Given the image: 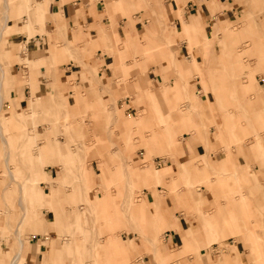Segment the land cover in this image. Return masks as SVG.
I'll list each match as a JSON object with an SVG mask.
<instances>
[{
    "label": "rangeland",
    "instance_id": "obj_1",
    "mask_svg": "<svg viewBox=\"0 0 264 264\" xmlns=\"http://www.w3.org/2000/svg\"><path fill=\"white\" fill-rule=\"evenodd\" d=\"M127 1L134 2V0L110 1L113 9L120 16H125L127 21L131 22L133 26V34L126 27L127 34L121 36L123 37L122 40L118 41L113 37V49H110L111 52L126 49L132 53V50L136 49V52H134L135 55L132 53L125 56L133 65L125 66L116 74L113 72V75L117 76V85H122L120 88L121 92L116 97L123 100V97L126 95H132L131 99L134 101H131L129 105L134 108L131 111L125 110L126 104L122 103V110L125 115H130V113L134 112H138V116H141L142 113L151 117L157 115L156 122L153 125L148 124L143 119H139L136 122L135 117L126 120L122 118V121L120 119L114 120L109 108L98 107L94 99L92 100L93 102L89 101L85 95L76 102L77 104L74 107L67 106V104L65 105L64 102L57 98L55 100V97L49 96L47 100L49 102L48 104L42 102L45 103L43 107L49 105V108H43L41 110V112L45 111L44 113H46L47 117L42 113L39 114L40 116L38 114L36 115L38 118L36 116V118L34 117L35 124L37 122L40 123V126L44 129L37 126L42 133L30 144L31 151L29 154L40 150L41 146L39 144L48 146L49 140L52 142L55 136L69 137V140L66 139V141L70 146V150H77V152L81 150L82 157L77 160L76 164L83 168L84 174L87 177L78 176L76 165L73 163H65L62 165L60 159H55V162L59 164L57 166L58 172L63 176V180L65 181L61 185L59 184L58 189H53V183L48 181L49 186L52 185V187H49L45 191V197L48 196L46 198L52 199L51 197L55 193L67 187L70 191L69 194L73 196V200L71 201L72 198L67 193V199H63L66 202L58 209L61 212L63 211L59 219L53 217L51 211L40 202L34 204L29 203V205L25 204L26 211L32 213L37 207L42 206L44 215L47 218L44 221L46 225L44 229L45 238L47 241L51 239V230L48 223L52 222L55 229L52 235L56 237L53 240L58 245L65 239L73 238V222L71 221L73 218V209L75 208L81 212H86L87 218L82 221V226L85 229L83 228L82 232L78 230L74 237L76 236V241H85L89 247L95 244L97 251L95 256L89 255L86 257L84 264H195L193 261L180 262L183 257H179L187 254L186 256L191 255L192 259L194 254H197L198 250L195 249L197 236L198 242H202L201 246L208 249L206 250L207 255L205 260L207 264L238 263V257L233 258L231 256L233 252H236L237 256V247L232 246V250H225L227 242L231 241V239L238 241L240 238L247 240L245 233L249 230L248 228L243 229L242 225L251 216L254 217V220L258 224H264L262 219H260L263 216L260 208L263 200L261 199L260 202H257L256 197L252 200L251 198L246 199L243 196L247 189L250 194L254 193L255 190L252 189L254 182L264 183V165L262 159L257 158L258 156H256V148L254 145V139L258 134L261 136L262 143L264 144V102H262L264 98L261 97L260 85L257 82L258 80L261 84H264V0H222L228 5V7L225 6L230 9L226 10L224 6L219 7L215 5V7L211 5L213 14L209 18L211 24L208 23L206 26L208 33L206 32L205 23L203 27L194 29L193 26L196 23L193 24L194 22L192 21L190 27L186 24L185 30L177 31L174 36L167 35L171 26L174 29L179 27V23H175L173 20V13H171L170 19H167L166 15L163 18H159L156 14V11L166 4L168 0H135L136 3L133 6L129 4L127 6ZM186 1L184 0L183 7L179 6L181 11L183 13L185 11L186 16H188L189 10L186 8ZM151 3L153 4V7L151 6L153 11L149 6H146ZM34 4L35 0H7L8 6L5 11L4 6H2L3 12L0 22L2 33L0 40L2 43H6H4L5 46L2 45L0 48V59L6 58L12 52L11 49H7L9 43L5 39L4 34L12 32V27L15 24H8L6 19L13 17L18 21L22 14H26V22L28 23L32 19L35 11ZM231 10L236 12H232ZM174 13L180 18L176 9ZM185 13L183 15L184 19L186 18ZM219 15H225V17ZM137 20V27H135L134 23ZM190 20L192 19L190 18ZM227 26H230V28L228 29ZM189 32L192 34L190 35L191 37L189 36ZM193 36H197L198 38H194ZM180 40H185L186 47L189 48L191 56L187 60L181 59L179 63H176L173 58L175 51L179 52L178 47L181 43L178 41ZM105 46L106 43H104L103 47ZM193 48L199 54L198 64L202 65L203 70L196 64ZM206 48H209V50L206 51ZM103 50L109 52L106 48ZM92 53L93 51L86 54L92 55ZM134 58H137L138 60L136 61L139 62L134 63ZM166 59H170L172 64L171 69L175 71V73L166 72V79H170L171 76L176 82L183 81L187 84L185 87V95L183 96L179 92L178 99L175 97L173 100H170L169 97H165L168 89H174L172 86L170 88L165 87V91L162 89V92H160V86L158 87L155 84V80L158 79L157 76L162 73L160 63L158 62L165 61ZM210 63L212 65L213 63H217V65L211 67ZM189 67L193 68V72H187V75H184V70L189 71ZM93 71L96 72V68ZM118 74L120 75L118 76ZM195 75L199 77V81L197 82L196 80L198 78ZM131 78L137 80L139 85L133 88L125 85ZM190 78L193 79V88L189 84L191 83ZM20 83H23V81ZM206 84L209 85L207 86ZM140 85L157 91L155 92L157 95L156 104L152 101L153 92H148L150 97L146 94L145 89L140 88ZM63 86L64 84H61L58 90H67L71 85ZM232 88H236L237 93L232 92ZM207 90L210 91L207 92ZM249 91L253 93L252 96L247 94ZM206 94L209 98H212L214 95L219 106L215 102L211 104L210 108L202 111L209 103L201 106V99L198 97L206 96ZM9 95V92L4 93L0 99L1 109H3L1 110L2 113L7 108L4 100L11 98ZM194 98L197 100L195 101ZM243 100H245L246 104L244 102L240 103ZM33 101H36V99H33ZM261 102L263 105H261ZM194 103L196 104L194 105ZM245 105L247 106L246 108ZM37 106L38 104H32L28 97L25 109L21 107L20 110L36 109ZM238 106L242 108L241 114L239 115L237 114L239 112ZM161 107L164 110L168 109V111L173 113V116L177 114L184 115L185 113L186 118L179 120L163 118L158 113V110L161 112ZM198 109L202 111L201 115L203 112L204 115L205 113L212 114L216 112L222 116L223 121L221 122L222 129L220 132H217L218 129L214 123H212V126L216 131L215 141L223 145L224 150L221 151L223 155L219 156L218 161L212 160L207 153H201L198 155L199 157H195L200 159L199 164L202 169V174L199 175L201 178L197 184L191 182V175H189V173L197 175L195 169H193V166L190 168L185 167L184 164L180 168V174L176 178H174L176 169L172 164L170 169L161 177H156L153 171L159 166L166 164L161 159L163 158L166 161L172 162L178 159L177 156L181 152L177 151V148L182 142V136L180 134L178 135V139L171 138L168 134V126L178 125L183 120H191L193 118L192 112ZM255 110L258 112H255ZM88 111H90V118H87ZM117 111L120 112L121 108ZM53 113L57 115L56 119ZM17 118L18 115L7 114L5 118L1 119V131L7 137V142L10 144V155L12 158L17 154L15 150L19 149L15 139V133L19 131ZM257 120L262 121V123H258L259 121ZM205 122L207 123V120ZM30 125L31 123L28 124V127ZM51 125H55L56 132L49 139L47 127ZM203 125L201 122L200 126L191 128L190 131L193 133V136L206 138V135H209L207 131L206 135L202 131L201 128ZM207 126L208 129L211 125L207 123ZM196 127L199 128L197 129ZM238 128L241 129V131L239 129L240 134L237 133ZM102 130H105L106 134L102 136L94 134ZM223 136L227 139L224 140ZM115 142L116 144H121L123 148L121 156L126 160L123 162L124 166L119 167V172L115 171V165L121 156L110 154L108 150V147H111ZM126 144L132 145L129 150L125 148ZM244 144L249 146L246 147ZM231 145L237 146L238 148L244 145V150H246L244 153L248 154V158L250 159H246L244 164L245 166L248 165L249 168H241L242 165H238V178L231 174L233 172L232 159L236 160L233 151L230 149ZM173 146L176 147L175 152L171 153L169 148ZM0 147L3 149L1 135ZM220 147L219 145L218 147H212L205 144V148L210 151L220 150ZM187 148L189 149L188 146ZM131 151L135 154L136 159L130 154ZM242 153L240 150L236 154ZM12 158H8L7 162L15 165L18 164L22 168V171L19 172L14 169L15 177L11 181L4 165L5 162L2 152H0V179L3 176L8 178L6 185L11 181L9 187L17 186V182L21 184L25 181V164L23 162L19 164L17 158H13V160ZM205 158L209 160L206 164H204ZM158 160L160 161L157 162ZM87 165L90 167L88 170L86 169ZM101 166L105 169L106 177L101 176L100 179L104 178V181H108H105L107 191H104V186L96 183L94 179L95 176L98 180L99 172L97 171H100ZM126 170L129 172V175H132V179L136 181L132 183V189L128 186H125L123 189H118L114 183L119 178H116L117 176L114 174L121 175ZM255 173L258 174V178L255 177ZM185 174H188L186 178L184 177ZM167 176H170V178L165 180ZM113 179L115 180L113 181ZM204 180L209 188L207 190L216 197L215 202L204 209L211 213H206L201 208L200 202H196L200 198L194 199L195 208L192 210L196 211V220L201 223L202 229L199 231L198 225H194L193 223L187 224L184 227L186 232H181L182 234L186 233V240L181 241L175 251H173L174 249L171 247V244L164 243L163 230L169 228V225L170 227H179V217L172 209L165 208L162 189L185 190L183 194H179L174 190V200L175 204L177 202L180 203V211L189 212L191 207L185 201L191 195L194 196L201 192L197 188L200 186L199 184L204 183ZM240 180L244 181V183L242 184ZM158 184H160L159 188L162 189H157ZM44 187L46 188L47 186ZM261 190L263 191V187L257 189V194L260 197ZM104 192L108 196H106L105 200H101L98 204H95L94 201L97 199V194H103ZM147 192L152 193L153 198H150V202L144 203V200L147 199ZM226 192L232 193V196H235L233 193L237 192L239 197L231 198L228 201L229 207L223 208L224 205L221 204V201H226ZM7 193L10 201V214L5 215V220L8 224L0 226V239L3 237L6 238L8 245L5 254H3L5 263L12 264L11 258L19 248L14 229L16 227L18 228V234L23 237V240H25L26 236L31 235V229L26 226L25 222L18 223L22 207L17 204L16 199L20 193L17 190L13 192L8 191ZM65 204L67 205L65 206ZM244 206L247 209H244ZM238 209H243L244 213L237 215L232 213ZM202 213L212 216L213 219L221 223L224 227L225 235L222 239L216 241L215 247H213V244L209 246L205 244L209 226L202 219ZM142 216L145 218L143 222L140 220ZM38 217L43 218L42 212L38 213ZM52 217L53 219H51ZM231 217H236L240 221V228L232 229L226 227V222ZM249 229L259 234L258 241L260 239L264 241V227L261 233L257 232L255 228ZM79 233H83L86 237L78 239ZM229 236L233 237L231 238ZM117 243L118 245H116ZM250 244L252 243H247L246 250L251 251L255 256L257 255V259L264 260V247L258 246L255 243L253 245ZM116 246L120 248V251L118 253H112L110 258L108 257L105 260L103 254L106 249ZM200 247L198 246V248ZM158 250L159 255L165 258V261L161 263H158L157 259L158 252L156 251ZM209 250L219 260L223 255V262L219 263L216 261L210 255ZM66 259L69 261L68 264H72L73 254H64L62 259L58 261V264ZM15 264H22L21 258ZM252 264H264V262L261 263L256 260Z\"/></svg>",
    "mask_w": 264,
    "mask_h": 264
},
{
    "label": "crops",
    "instance_id": "obj_2",
    "mask_svg": "<svg viewBox=\"0 0 264 264\" xmlns=\"http://www.w3.org/2000/svg\"><path fill=\"white\" fill-rule=\"evenodd\" d=\"M111 0H35V11L32 16V19L27 23L26 22V14H22L17 21L16 18L8 17L6 19V22L8 24H15L12 28L13 31L4 34L5 39L9 43L7 46V49H11L12 52L8 54V56L4 59H0V99L4 93L9 92V97L6 98L4 101L6 109H4V112L2 113L1 110V104H0V135H1V142H3V149L0 147V152H2L3 159L5 162V168L7 171V174L10 176L11 181L14 180V172L16 171L21 172L22 168L17 164H12L7 162L8 158H12L11 154V147L10 144L7 142V137L2 133L1 131V119L5 118L7 114H13L18 115L17 123L19 127V131L15 133V139L16 144L19 147L17 151V154L14 155L13 158H17L18 163L25 164L26 171H25V181H23L21 184L17 182V186L9 187V183H7V179L5 176L0 179V226L3 224H8L5 220V215L10 214V201L8 197V191H16L20 193L19 196H17L16 202L19 204L22 208L21 216L18 221V223L25 222L26 226L31 229V235L26 236L25 240H23V237L19 236L18 234V228L16 227L14 229V232L16 233V240L19 244V248L17 249L15 255L11 258V263L15 264L20 258L22 260V264H58V261L62 259L64 254L69 253L73 254V260L72 264H84L86 262V257L89 255H96L97 248L95 244H93L92 247H89L85 241L75 240V233L79 230L82 232V229L84 226H82V221H84L87 218L86 212H81L80 210L73 209V218L71 221L73 222L72 225V231H73V238L72 239H65L63 242L58 243L54 242L53 238L56 239L55 236H53L54 232V225L52 222L48 223V226L51 230V239L48 241L45 238L44 229L46 227L44 221L47 220L45 217L44 210L42 206L37 207L32 213L26 211V205L34 204L37 202H40L46 208L51 211L53 217L59 219L61 218V213L63 211H59L62 204H64L66 201L63 199H67V193L69 194V188L65 187L64 190H61L60 192L55 193L52 199H48L45 197V191L48 190L49 187H52V185L49 186V182L53 183V189H58L59 186L65 181L63 180V176L58 172L57 166L58 163L55 162V159H60L62 165L63 164H74L76 165V170L78 176H86L84 174L83 168L79 167V165L76 164L77 160L82 157L81 150H70V146L66 139L69 140V137H63V136H55L53 141L49 140L48 146L43 144H39L41 146V149L33 152L31 154V148L30 144L32 141L39 136L42 132L37 128H42L40 126V123L37 122L35 124V118L38 114H43L45 117H47L45 111H42L43 108L47 109L49 108V105L46 107H43L46 102L49 99V96L55 97L62 102L69 105L70 107H74L79 101L81 97L84 95L87 96V99L89 101H92L93 99L97 102L98 107H107L110 109L112 118L115 120L120 119L122 121L123 119H129L131 117H135L136 122L139 119L145 120L148 124L153 125L156 122V116H149L146 114H141V116H138V112L130 113V115H125L123 112V106L122 103L126 104L125 110L131 111L134 107L129 105L131 101H134L131 99L132 95L123 97V100L121 98H117L116 95L121 92L120 88L122 85H117L116 83V77L113 75V72L116 74L119 72L122 68L125 66L133 65L131 61H129L125 56L127 54L135 55L134 52H136V49L132 50L133 52H128L126 49H121L117 52H111L113 49V37L116 40H122L125 36L127 27V30H129L132 33L133 26L131 22H128L125 16H120L117 11L113 9V5L110 2ZM117 1V0H115ZM239 2V1H238ZM134 2L127 1L130 6L135 5ZM3 4V5H2ZM141 4V2H140ZM184 4V0H168L166 4H164L159 10L156 11V14L159 18H163L164 15L167 16V19H170L171 13L173 16V20L175 23H179V27L175 28L170 27L168 36H174V34L177 31L185 30L186 24L188 26H191L192 21L195 24L193 26L194 29H198L199 27H203V24L205 23V28L210 23L209 18L213 14L212 6L218 5L219 7L224 6L228 7L226 3H224L222 0H187L186 1V8L189 10L188 16H185L186 18H183V11H181L180 6ZM153 4H148L146 6H149L151 10L153 11ZM180 5V6H179ZM212 5V6H211ZM226 5V6H225ZM6 10L7 0H0V7H1V14H0V22H1V15ZM152 6V7H151ZM171 6V7H170ZM175 6V7H174ZM144 7V6H141ZM183 7V6H182ZM216 7V6H215ZM230 9V8H227ZM172 8V9H171ZM178 12L180 15V18H178L174 11ZM192 9V11H190ZM241 9V8H240ZM184 10V9H183ZM232 12H236L234 10H231ZM226 12V11H225ZM240 13V12H237ZM225 17V15H219ZM190 18L192 20H190ZM251 18V16H250ZM173 21V22H174ZM138 20L135 21L134 25L137 27ZM28 24V25H26ZM211 24V23H210ZM117 25V26H116ZM229 29L230 26H227ZM252 29L254 27L251 26ZM195 31V30H194ZM206 32L207 28H206ZM1 33L2 28H0V39H1ZM195 33V32H194ZM133 34V33H132ZM192 35L191 32H189V36ZM105 36V37H104ZM135 36V35H134ZM188 36V37H189ZM137 37V35H136ZM191 37V36H190ZM194 38H198L197 36H193ZM180 46L178 47V51H175L173 60L176 63H179L184 59H188L191 55L189 53V48L186 47L185 40H180ZM6 43V42H4ZM1 42L0 40V48L2 45L5 46V44ZM10 43H12L10 45ZM104 43H106V46H104ZM21 44V46H20ZM108 49L109 52H106L103 49ZM195 48V47H194ZM193 48L196 64L198 67L203 70V67L201 64H198V57L199 54L196 53L195 49ZM111 49V50H110ZM209 48H206V51H208ZM93 51L92 55L86 54ZM182 56V57H181ZM137 58H134V63L139 62L136 61ZM145 60V58H144ZM160 63V69H162V73L158 75V79L155 80V84L159 87L160 86V92L165 91L166 88H170L171 86L174 89H168L167 94H165V97H169L170 100H173L175 97L179 98V92L185 95V87L187 86L186 83L183 81H178L170 76V79H166L167 73L166 72H172L175 73L171 69V61L170 59H166L165 61L158 62ZM211 64V63H210ZM209 65V64H208ZM217 63L211 64V67L216 66ZM210 66V65H209ZM16 67V69H15ZM96 68V72L93 71V69ZM262 70V69H261ZM92 71V72H91ZM187 72H193V68L189 67L188 70H184V75H187ZM120 74H118L119 76ZM262 75V74H261ZM7 76V77H6ZM196 76V75H195ZM197 81H199V77ZM256 77V76H255ZM155 79V78H154ZM257 80V78H256ZM23 83H20L22 82ZM193 79L190 78V86H193L192 83ZM133 82V83H132ZM258 85H260V93L261 97L264 98V84H261L258 80ZM61 84H64V86L71 85L67 90H58V87H60ZM128 87H135L138 84L137 80H134V78L130 79L129 82H127ZM207 86L209 84H206ZM63 86V87H64ZM197 87V86H196ZM10 88V90H9ZM77 88V90H75ZM141 89H145L146 94L149 95V91L153 92L152 95V101L156 104V90L145 87L140 85ZM195 90V89H193ZM210 90H207V92ZM232 92L237 93L236 88L231 89ZM164 94V93H163ZM250 96L253 95V93L250 91L247 93ZM213 95V94H212ZM150 96V95H149ZM30 98L32 104H38V106L32 109H25V106L27 104V98ZM116 97V98H115ZM151 97V96H150ZM198 97V96H197ZM76 98V99H75ZM164 98V95H163ZM201 99L200 105L204 106L209 103L207 107H204L203 110H207L211 107L212 103H215L216 100L214 98V95L212 98H209L208 95L206 96H200L198 97ZM33 99H36V101H33ZM195 101L197 100L194 98ZM43 100V101H42ZM93 102V101H92ZM245 103V100H243L240 103ZM264 102V101H262ZM261 102V105L263 103ZM12 103V104H11ZM10 104V105H9ZM196 103H194L195 105ZM246 104V103H245ZM216 105L218 103L216 102ZM219 106V105H218ZM23 107L24 109L20 110V108ZM239 107L238 115L241 114L242 111L241 106ZM247 106L245 105V108ZM264 107V106H263ZM121 108V111L118 112L117 110ZM162 109V107H161ZM5 110H7L5 112ZM201 110H194L192 112V119L191 120H183L178 125H169L168 126V134L171 138H179L178 135L181 134L182 136V142L178 146L177 151H181L180 154L177 156V160H173L172 162L166 161V159H161L166 164L159 166L156 168L153 172L156 175V177H161L165 172H167L168 169H170L171 164L174 166L176 171L174 172V178L177 177V175L180 174V168L183 166L190 168L193 166V169H195V173L197 175H194L193 173H189L191 175L192 183L197 184L200 180V176L202 174L201 165L199 164L200 159H197L198 155L201 153H207L209 157L212 158L214 161H218L219 156L223 155L221 154V151L224 150L223 145L219 143L218 141H215V134L216 131L214 130V127L212 126V123H214L217 126L218 131L222 129V116L219 115V113H205L201 115ZM123 112V113H122ZM255 112H258L255 110ZM158 113L163 118H169V119H184L186 118V114H177L173 116L172 112L162 109L161 112L158 110ZM54 114V113H53ZM124 114V115H123ZM236 114V113H234ZM236 114V115H237ZM155 115V114H154ZM36 116V117H35ZM40 116V115H39ZM182 116V117H181ZM235 116V115H234ZM35 117V118H34ZM54 117L56 119L57 115L54 114ZM258 117V116H257ZM38 118V117H37ZM87 118H90V111L87 113ZM151 119V120H150ZM207 120V123H209L211 126L207 129V123L205 122ZM259 121L258 123H262V121ZM201 122L204 124L202 126V131L206 135V131L209 134L206 135V138L203 137H195L193 136V133L190 131L191 128L195 126H200ZM31 123V125L28 127V124ZM28 127V128H27ZM47 127V126H46ZM220 127V129H219ZM27 128V130H26ZM181 128V130H179ZM197 129L199 127H196ZM44 129V128H42ZM240 128H238L237 133L240 134L239 131ZM56 132L55 125H51L47 127V133L49 139L53 137L54 133ZM63 132V130H62ZM231 132V130H230ZM117 133V132H116ZM57 134V133H56ZM95 135L102 136L105 133V130L97 131L94 133ZM239 136V135H238ZM221 137V136H220ZM240 137V136H239ZM58 139V140H57ZM223 139L226 140L227 138L223 136ZM141 142V139H140ZM139 142V143H140ZM205 144H208L212 147H218L221 146L220 150H207L205 148ZM130 144H126V147L128 150L132 146ZM246 147L249 145L244 144ZM243 145V146H244ZM254 145L256 148V156H258V159H262V163L264 165V144L262 143V138L258 134L254 139ZM189 147V149L187 148ZM242 145L240 148L237 146L231 145L230 149L233 151V154L236 158V160L232 159V168L233 172L231 174L238 178L239 175L237 174V168L238 165H242L241 168H249V166H245L246 159L248 158V154L244 153V147ZM176 147H170L169 150L171 153L175 152ZM80 149V148H79ZM126 149V150H127ZM106 150V149H105ZM109 153L113 155H120L122 154L123 148L121 147V144H116V142L111 146L108 147ZM242 151V154H236L237 151ZM20 151V152H19ZM225 152V151H224ZM130 154L133 156V158L136 159L135 154L131 151ZM129 154V155H130ZM225 155V154H224ZM199 157V156H198ZM12 158V160H13ZM204 164L208 163L209 160L207 158L204 159ZM250 160V159H249ZM126 160L124 157L121 156V158L118 160V162L115 165V171L119 172V167L124 166L123 162ZM158 160L157 162H159ZM260 161V160H259ZM86 165V164H85ZM200 166V167H197ZM47 169H45V168ZM132 167V165H131ZM90 167L88 165L86 166V169L88 170ZM98 173V180L95 178V182L102 184L104 186V191H107L105 187V181L107 180L100 179L101 176H105V169L103 166L100 167V171H97ZM24 173V171H23ZM117 179L114 183L118 189H123L125 186H128L130 189L133 188V184L135 183V179H132V175H129V172L126 170L121 175H118L115 173ZM255 177L258 178V174ZM188 176V174H185V178ZM87 177V176H86ZM106 177V176H105ZM170 176H167L165 180L169 179ZM115 179H113L114 181ZM240 182L243 184L244 181L240 180ZM44 183V184H42ZM60 184V185H59ZM3 185V186H1ZM200 186L197 189H200L201 192L199 194H196L194 196H191L185 201L189 204L191 207V210L189 212H182L179 209L180 203L177 202L175 204V198L173 191L175 190L179 194H183L185 190H169V188H159L160 184L157 185V189L163 190V200L165 204V208L172 209L175 214L179 217V227L174 226L166 228L163 230L164 235V243L171 244V247L175 251L177 245L181 241L186 240V233L182 234L183 232H186V229L184 228L187 224L193 223L194 225H198V230L200 231L202 229L201 223L196 220V211L192 210L195 208L194 199L200 198L199 201L196 200V202H200L201 208L204 210L205 207H208L210 204L215 202V196L209 192V188L206 185V182L204 180V183L199 184ZM44 186H47L46 188ZM16 187V188H15ZM259 187H263V191H260L261 197L259 194H257V189ZM208 188V190H207ZM252 189L255 190L253 194H250V192L245 191L244 197L246 199L251 198L252 200L256 197V201L260 202L261 199L263 200V203L260 204L261 213L263 216L260 218L264 222V183L262 182H254L252 184ZM8 190V191H7ZM57 191V190H56ZM201 194V197H200ZM235 196H232V193L226 192V201H221L225 207H229L228 201L231 198H237L239 197L238 193H233ZM257 194V195H256ZM66 195V196H65ZM70 195V194H69ZM256 195V196H255ZM107 194L105 192L103 194H97V199L94 201L95 204H98L101 200H105ZM147 199L144 200V203L150 202V198H153L152 193L147 192L146 193ZM73 200V196L70 195ZM26 204V205H25ZM67 204H65L66 206ZM243 207V206H241ZM244 209H247V207L244 206ZM71 211V210H70ZM206 213L207 212L204 210ZM215 211V210H214ZM212 211V212H214ZM42 212L43 218L38 217V213ZM69 212V211H68ZM233 214H243V209L236 210L232 212ZM125 214V213H124ZM188 214V215H186ZM193 216V217H192ZM53 217L51 219H53ZM202 219L208 224L209 226V232L207 234L206 238V246H209L213 244V247H215L216 241L218 239H222L225 235L224 227L212 218V216H208L207 214L202 213L201 214ZM48 219V220H51ZM144 216L140 218V220L143 222ZM227 228L232 229H238L240 228V221L236 217H231L226 222ZM257 226V227H256ZM243 229L248 228V232L245 233L247 236V240L239 239L238 241H235L234 239H231V241L227 242L225 250H232V246L237 247V256L236 252L231 253V256L233 258L238 257L239 262L234 264H252L253 261L258 260V262H264L263 259H257V255H253L251 251L246 250L247 243H252L250 245H253L254 243L258 246L264 247V241L259 240L258 237L259 234L256 233V231L250 230L249 228H255L257 232L261 233L263 230L264 224H258L254 217L251 216L249 219L247 218V221L243 223L242 225ZM81 229V230H80ZM85 229V228H84ZM112 229V228H111ZM182 232V233H181ZM78 239H83L86 236L83 235V233L78 234ZM233 237V236H229ZM227 237V238H229ZM204 239V238H203ZM131 240V239H129ZM128 240V242H129ZM203 241V240H202ZM198 242V236H197V243H195V249L198 250L197 254H194V257L191 259V255H181L179 258H182L180 262L182 261H193L195 264H207L205 262L207 252L205 247L201 246V243ZM233 243H235L233 245ZM118 245V243L116 244ZM198 246L200 248H198ZM7 241L6 238L0 239V264H6L5 258L3 254H5L7 250ZM9 251V249H8ZM120 251V248L113 247V248H107L104 252L105 260L110 258L112 253H118ZM157 253V259L158 263H161L165 261V258L161 255H159V250L156 251ZM210 252V255L214 257V253ZM216 261L219 263L223 262V255L222 258L219 260L218 258H215ZM68 259H66L63 262H60L59 264H68ZM163 264V263H162Z\"/></svg>",
    "mask_w": 264,
    "mask_h": 264
},
{
    "label": "bare ground",
    "instance_id": "obj_3",
    "mask_svg": "<svg viewBox=\"0 0 264 264\" xmlns=\"http://www.w3.org/2000/svg\"><path fill=\"white\" fill-rule=\"evenodd\" d=\"M216 125H218V124H216ZM219 129H220V127H219Z\"/></svg>",
    "mask_w": 264,
    "mask_h": 264
}]
</instances>
